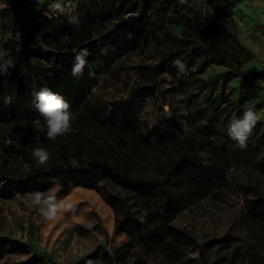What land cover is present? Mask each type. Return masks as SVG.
<instances>
[{"label": "rangeland", "instance_id": "1", "mask_svg": "<svg viewBox=\"0 0 264 264\" xmlns=\"http://www.w3.org/2000/svg\"><path fill=\"white\" fill-rule=\"evenodd\" d=\"M54 2L0 0V20L5 29L9 19L16 22L13 29L5 30V38L0 33V48L28 25L29 9L40 8L43 15L56 20L59 13L51 9ZM177 2L182 12L159 15L141 46L114 64L81 107L89 117L88 135L94 134L96 142L76 138L71 130L45 145L34 123L0 125V168L26 169L29 159L40 166L32 157L37 146L52 147L58 160L61 154L71 158L68 149L72 147L83 164L108 157L117 160L129 175L160 176L165 164H173L186 154L196 156L201 147H211L194 132L191 104L178 95L177 82L212 80L226 71L240 74L226 83L223 92L228 100L240 101L232 115L239 118L247 104L255 108L258 120L264 121V77L240 83L242 75L264 70V0H231L233 16L225 20L214 18L204 0ZM63 4L77 31L75 0H63ZM152 34L159 39L157 47ZM196 46L210 52L197 51ZM177 60L184 64L185 74H179ZM149 63L162 65L157 84L149 90L153 98L132 100L140 67ZM219 93L220 82L214 95ZM107 127L132 130L147 145L135 143L134 136L123 133L122 143L133 150L110 152L104 139L118 133L105 130ZM210 156L225 171L221 188L191 204L171 223L189 231L201 250L182 247L184 253L177 261L147 251L137 239L143 223L139 199L110 182L99 183L96 190L73 189L59 199L71 204L72 209L52 220L45 219L32 204V194L10 192L0 184V264H19L31 258L39 264H264V171L231 152L216 149ZM70 161L75 164L74 159ZM186 173L191 176V169L186 168ZM190 176L181 189L186 187L185 191L193 194ZM6 238L21 245L10 247Z\"/></svg>", "mask_w": 264, "mask_h": 264}, {"label": "trees", "instance_id": "2", "mask_svg": "<svg viewBox=\"0 0 264 264\" xmlns=\"http://www.w3.org/2000/svg\"><path fill=\"white\" fill-rule=\"evenodd\" d=\"M204 4L214 18L225 20L233 16L231 0H204ZM74 9L79 24L77 31L72 28L66 5L65 11L59 13L56 20L43 15L40 8L34 11L29 9L28 25L21 28L17 37L7 38L1 47L14 58L15 65L7 67L5 71L6 58H0V125L34 123L39 119L40 124L34 123V127L45 145L50 141L46 137V122L34 107V94L37 91L47 87L64 96L74 114V136L86 138V142L93 144L96 142L95 135H88L89 117L81 111V107L115 62L141 46L159 15L176 16L182 12L177 0H75ZM3 24L0 20V33L5 38V30L13 29L16 22L9 19L6 29ZM151 39L157 47L158 37L152 34ZM81 49H87L88 63L83 75L77 78L72 75V67L74 54ZM194 49L210 52L201 46ZM180 50L183 51V48ZM161 69L162 65L157 63L141 66V77L134 82L130 98L152 100L149 90L157 84ZM239 75L238 71L233 70L220 73L212 80H179L177 93L191 104L189 115L194 132L211 143L207 150L201 147L199 153L206 151L212 154L216 149L231 152L245 160L248 158L258 170L264 171V126L259 128L264 121L258 120L244 147H240L228 135L229 124L238 118L237 114H232L240 101L228 100L223 92L226 83ZM261 77H264V70L242 75L240 83ZM219 82L221 93L214 95ZM105 130L118 133L117 137L104 139L110 152L133 150L134 147L128 149L122 143L123 133L134 136L135 143L147 145L127 128L107 127ZM46 149L51 155L47 165L37 166L29 159L26 169L10 171L0 168V184L10 192H42L55 195L59 200L73 189L96 190L99 183L110 182L132 192L139 199L143 223L138 228L137 239L147 251L177 261L184 253L182 247L201 250V245L189 231L175 228L171 223L191 204L221 188L225 171L219 163L212 162L207 156L186 154L173 164H165L160 176H132L119 167L117 160L108 157L91 159L83 164L78 160L76 148L68 149L71 158L61 154L58 155L59 160L52 147ZM71 159L75 160V164ZM186 168L191 169V176L186 173ZM189 176L193 178V194L187 193L186 187L181 189ZM6 240L10 247L15 243L21 245L10 238ZM19 264L39 263L31 258Z\"/></svg>", "mask_w": 264, "mask_h": 264}, {"label": "clouds", "instance_id": "3", "mask_svg": "<svg viewBox=\"0 0 264 264\" xmlns=\"http://www.w3.org/2000/svg\"><path fill=\"white\" fill-rule=\"evenodd\" d=\"M51 9L54 13H63L65 11L63 0H55L51 5ZM88 54L87 49H81L74 54L72 67V75L74 77L79 78L83 75L84 69L88 63L86 59ZM0 58H6L5 71L7 67H14V58L3 48H0ZM175 64L178 66L179 74H185L184 64L179 60L175 61ZM91 74L90 72V75ZM34 107L46 122L47 139L55 142L58 137L71 132L74 114L71 111L70 103L64 96L47 87L41 88L34 94ZM258 119L259 116L255 108L247 104L244 105L242 115L229 124L228 135L232 140L236 141L240 147L246 146V142L252 134ZM34 123L40 124V120L37 119ZM185 131H188V129L185 128ZM198 155L200 157H206L210 155V153L204 151L200 152ZM32 157L40 166L47 165L51 159L49 151L40 146L33 148ZM31 202L47 220L55 219L58 214L72 209V205L66 203L64 200L58 201L55 195H47L42 192L33 193Z\"/></svg>", "mask_w": 264, "mask_h": 264}, {"label": "crops", "instance_id": "4", "mask_svg": "<svg viewBox=\"0 0 264 264\" xmlns=\"http://www.w3.org/2000/svg\"><path fill=\"white\" fill-rule=\"evenodd\" d=\"M170 16H171V15H170ZM121 59H122V58H121ZM115 63H116V62H115ZM113 66H114V65H113ZM113 66H112V67H113ZM112 67H111V68H112ZM110 70H111V69H110ZM110 70H109V72H110ZM109 72H108V73H109ZM106 76H107V75H106ZM106 76H105V77H106ZM101 82H102V81H101Z\"/></svg>", "mask_w": 264, "mask_h": 264}]
</instances>
